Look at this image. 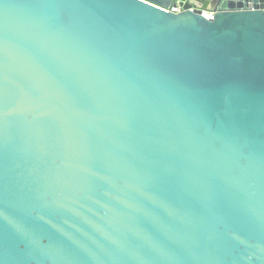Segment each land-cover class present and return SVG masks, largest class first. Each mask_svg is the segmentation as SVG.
<instances>
[{
  "label": "water",
  "instance_id": "water-1",
  "mask_svg": "<svg viewBox=\"0 0 264 264\" xmlns=\"http://www.w3.org/2000/svg\"><path fill=\"white\" fill-rule=\"evenodd\" d=\"M263 9L0 0V264H264Z\"/></svg>",
  "mask_w": 264,
  "mask_h": 264
},
{
  "label": "built area",
  "instance_id": "built-area-1",
  "mask_svg": "<svg viewBox=\"0 0 264 264\" xmlns=\"http://www.w3.org/2000/svg\"><path fill=\"white\" fill-rule=\"evenodd\" d=\"M167 12L171 13H180L182 11V8L179 6V3L176 2V6L172 7L171 9L165 10ZM264 12V9L262 10ZM215 12L210 8V9H203L202 11V16L206 20H212L214 18Z\"/></svg>",
  "mask_w": 264,
  "mask_h": 264
},
{
  "label": "crops",
  "instance_id": "crops-1",
  "mask_svg": "<svg viewBox=\"0 0 264 264\" xmlns=\"http://www.w3.org/2000/svg\"><path fill=\"white\" fill-rule=\"evenodd\" d=\"M203 3H206V2H203ZM207 7H208V8H206V9H210V8H211V5L208 4Z\"/></svg>",
  "mask_w": 264,
  "mask_h": 264
}]
</instances>
